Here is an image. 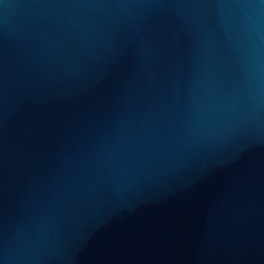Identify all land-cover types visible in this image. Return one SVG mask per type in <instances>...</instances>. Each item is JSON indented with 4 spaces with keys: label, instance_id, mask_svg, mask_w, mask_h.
I'll list each match as a JSON object with an SVG mask.
<instances>
[{
    "label": "water",
    "instance_id": "1",
    "mask_svg": "<svg viewBox=\"0 0 264 264\" xmlns=\"http://www.w3.org/2000/svg\"><path fill=\"white\" fill-rule=\"evenodd\" d=\"M0 264H264V0H0Z\"/></svg>",
    "mask_w": 264,
    "mask_h": 264
}]
</instances>
